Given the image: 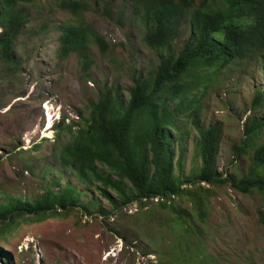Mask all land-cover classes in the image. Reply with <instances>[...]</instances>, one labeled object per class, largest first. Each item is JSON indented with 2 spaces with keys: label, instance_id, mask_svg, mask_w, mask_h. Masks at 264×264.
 Segmentation results:
<instances>
[{
  "label": "rangeland",
  "instance_id": "rangeland-1",
  "mask_svg": "<svg viewBox=\"0 0 264 264\" xmlns=\"http://www.w3.org/2000/svg\"><path fill=\"white\" fill-rule=\"evenodd\" d=\"M70 1L75 0H31L21 8L26 24L14 52L22 69L12 75L0 65V188L30 198L46 184L55 191L70 186L84 203L93 204L89 214L77 208L45 221L20 223L0 245L9 264H264V226L258 220L264 213V192L242 194L224 183H202L201 188L184 183L191 194L166 207L153 199L143 208L133 202L113 211L96 190L57 163V150L71 139L65 126L73 124L76 130L80 114L88 113L89 103L103 89H112L125 102L134 81L150 76L158 65L157 55L143 43L145 27L130 0H85L88 9L81 15L66 10L64 3ZM68 26L97 34L105 46L100 50L87 35L83 55L72 52L61 58V31ZM186 38L182 32L175 51ZM191 78L184 82L189 87L186 111L175 113L174 174L186 181L200 164L197 130L188 116L198 107L200 125L220 131L215 170L239 180L247 173L252 150L240 159L233 151L242 145L245 121L264 119V102L257 107L252 103L257 91L264 92V73L251 60L233 62L195 86ZM167 101L173 109L180 99L168 95ZM263 142L264 130L255 144ZM99 210L111 214L103 216Z\"/></svg>",
  "mask_w": 264,
  "mask_h": 264
},
{
  "label": "trees",
  "instance_id": "trees-1",
  "mask_svg": "<svg viewBox=\"0 0 264 264\" xmlns=\"http://www.w3.org/2000/svg\"><path fill=\"white\" fill-rule=\"evenodd\" d=\"M30 1L0 0V65L12 75L22 69L14 49L26 24L21 8ZM130 3L145 27L143 43L157 55L158 65L153 74L134 81L125 102L112 89H103L97 100L89 103L88 113L80 114L76 130L73 124L65 126L71 139L57 150V163L74 172L80 183L96 190L113 211L133 202L143 208L146 201L153 199L166 207L174 198L191 194L182 187L184 183L199 188L202 183H224L242 194L254 189L264 192V142L255 144L264 130L263 118L253 116L245 121L242 145L234 148L235 159L252 150L247 173L239 180L222 177L215 170L220 131L215 126L200 125L198 107L188 115L197 130L196 155L200 160L191 179L183 181L175 176L172 150L173 132L177 129L175 113L186 111L187 78L192 77L191 84L195 86L200 79L215 77L233 62L251 60L264 73V0H200L197 4L192 0H130ZM64 6L72 15H81L88 9L85 0L70 1ZM182 32L187 38L175 51L173 45ZM87 35L103 49L105 42L97 34L68 26L61 31L60 57L66 58L72 52L83 55ZM202 74L208 78H202ZM168 95L172 100L180 99L173 109L168 104ZM262 102L264 92L257 91L252 103L257 107ZM60 124H64V118ZM92 204V200L84 203L79 191L70 186L55 191L51 184H46L41 194L30 198L9 195L0 188V245L24 221L41 222L77 208L89 214ZM195 204L203 215L201 198ZM169 207L178 215L173 204ZM99 212L103 216L111 214ZM258 220L264 226L263 212ZM0 263L9 264L2 251Z\"/></svg>",
  "mask_w": 264,
  "mask_h": 264
},
{
  "label": "bare ground",
  "instance_id": "bare-ground-1",
  "mask_svg": "<svg viewBox=\"0 0 264 264\" xmlns=\"http://www.w3.org/2000/svg\"><path fill=\"white\" fill-rule=\"evenodd\" d=\"M52 114V113H51ZM52 121V120H51ZM50 119H48V125H46L47 127H46V130L45 131H47L48 130V128L50 127Z\"/></svg>",
  "mask_w": 264,
  "mask_h": 264
}]
</instances>
